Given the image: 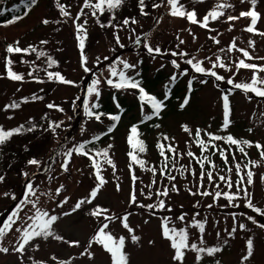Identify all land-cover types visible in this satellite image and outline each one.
<instances>
[{
  "label": "rangeland",
  "instance_id": "1",
  "mask_svg": "<svg viewBox=\"0 0 264 264\" xmlns=\"http://www.w3.org/2000/svg\"><path fill=\"white\" fill-rule=\"evenodd\" d=\"M83 2L84 0L69 2L66 10L70 12V17H62L57 8L48 10L46 19L49 23L40 24L33 32L21 39L19 47L27 48L31 45L37 49V52L29 51L24 55L8 54L5 51L0 53V128L11 130L29 123L36 129L44 127L43 134H46L44 141L32 140L34 141L32 154L28 160L36 159L40 162L39 165H29L28 160H22L23 158L22 161L14 160L12 167L5 174L0 175L5 177L3 182H0V224L24 197L26 185L31 182L36 190V196L30 199L35 200L41 210L59 217L52 226L54 233L63 236L65 241H79L80 246H70L52 237H39L26 246L22 256L12 251L19 239V233L15 229L25 227L30 223L26 217L34 214L35 210L29 204L20 213V219L14 224L13 230L0 241V246L9 248L8 253H0V264H59L60 261H67L69 264H110L109 255L98 245H93L91 249L94 258L89 259L80 255L98 226L104 222L109 223L108 231L114 237L117 239L120 236L125 237V251L130 264H175L171 259L173 250L169 241L161 235V224L165 220L170 227L186 228L189 242L196 243L198 247L222 248L221 252L212 257L202 254L203 259L199 264H216L217 261L219 264H242L241 258L246 254V242L249 238L254 242L253 256L243 264H264V228L258 226L264 224V214H262L264 213V158L260 156V150L254 146L245 147L247 153L245 156L235 145H229L224 141H213L218 148L225 150V155L228 157L226 164L215 148L209 146V149L202 153L199 146L194 143L195 131L200 129L201 139L205 142L209 139L205 133H212L220 136L231 134L234 138L252 141L253 145L256 142L264 145V97L235 89L233 85L227 83L229 78L234 83L251 82L252 70L237 71L235 67L240 59H245L246 63L264 65V60L259 59L264 57V35L259 34L264 33V0H258L256 5L255 10L260 14V18L255 26L257 30L255 33L245 31L250 24V18L242 17L235 21H227V16H239L240 12L249 10L251 4L241 3V0H203L202 3L198 0H180L186 11L195 10L197 19L201 20L219 2L232 5L224 9L225 15L219 20L209 21L208 28L190 23L186 18L171 16L167 0H145L144 7L147 14L136 13L133 19L137 23H131V19L127 26L123 24L124 19L112 18L115 17L116 10L111 12L106 10L103 14L97 11L96 16H93L91 8H84V14L76 21L83 24L85 29L84 48L81 50L73 20L80 12ZM95 2L96 0H92V3ZM43 3L42 1L30 13L29 18H32L30 22L37 20L42 12ZM153 4H160L161 7L154 8ZM211 37H215L219 43H215ZM41 41L47 43L41 44ZM249 41L254 42V46H250ZM233 42L237 49L247 50L254 59L244 58L242 53L235 49L228 52L227 49ZM145 44L153 49L158 47L161 51L149 53ZM40 51L45 52L47 56L38 58L37 53ZM82 51L86 57L85 66L91 70L89 72H85L81 64ZM174 52L178 54L183 52L187 55H172ZM49 56L56 61L51 67H48ZM217 56H220L227 68L222 69L218 66L213 68ZM193 57L202 62L206 73H196L191 65L186 63ZM6 58L13 61L11 68L23 76L22 81H13L7 77ZM122 61L135 67L124 69ZM172 61H176L179 67H175ZM145 65L148 74L162 75L163 80L158 84L161 91L174 82L185 89L176 104L169 108V116L163 121L162 128L151 135L152 141L155 142V134L165 130L169 139H162V142L171 145L175 149L174 153L178 155L175 156V164L181 165L178 168L169 166L165 175H161L162 167L158 164L162 160L161 156L158 161L154 155L153 158L147 156L142 168L139 164L133 163L127 154L126 136L131 118L141 120L144 115L150 114L151 110L139 104L141 100L133 88L117 89L106 82L109 78L119 82L118 75L111 76L112 69L117 72L122 70L125 76L130 78ZM209 69L225 79L217 81L207 74ZM185 70H187L186 74L181 75ZM48 72H59L66 80L73 83L64 84L49 79ZM173 75L177 77L174 82L171 79ZM257 75L264 78V72H259ZM97 78L101 81L97 86L99 97L105 94L113 97L116 94L119 100H124L132 108L122 116L119 126L110 134L111 137L98 148V151L108 149V158L112 159L115 169L108 165L102 156L96 157L106 183L101 187L92 204H85L75 213L64 216L63 213L71 212L77 201L88 197L97 184L95 169L88 156L74 151L71 157L65 155L69 150L92 139L108 124L104 121L102 125L95 117H89L85 113L86 101L91 107L99 98L95 94H88V88ZM190 80L191 92H189ZM258 86L264 87V85ZM225 94L229 95L231 109L229 117L231 123L226 130L222 129V97ZM160 96L165 97V93ZM186 96L189 97V102L181 108ZM33 97L37 98L33 99ZM13 102L19 103L20 107H5ZM49 104L54 107L49 108ZM48 119L51 120L49 125ZM57 124L60 126L56 127ZM185 125L190 129V133L183 130ZM249 129L252 131L250 132ZM18 143L11 147L17 148ZM8 149L10 148H6ZM189 151L200 159L202 154L204 156L207 155L206 153L211 154L209 160L213 163L206 162L203 171L213 172V181H209L207 176L201 177L199 167L195 163L196 159L187 155ZM89 154L92 155L93 151L91 150ZM66 159L67 171L61 168V164ZM7 160L8 158L4 161L0 160V167L11 161V159L8 162ZM250 161L257 163L253 165ZM236 163L241 165L239 175L235 170ZM245 164L248 165L247 168H244ZM229 168L232 170L228 171ZM181 169H184L183 174ZM249 170L253 172L252 185L246 183L245 174ZM24 173H28V176ZM168 176H173L175 179L170 180ZM220 176L230 178L233 187L228 188L227 184L219 179ZM241 176L245 177L243 186L252 194L253 208L247 207V199L243 193L231 203L223 196L214 197L216 191L235 193L236 182ZM173 184L176 191L171 190ZM61 185L63 189L57 196L56 189ZM165 188L168 189V195L158 196L157 192ZM201 191L210 192L212 195L202 196L199 194ZM5 193L8 195L5 196ZM133 193L136 197L135 203L131 202ZM13 196L16 199H13ZM65 197L68 198L67 203L63 207H58L57 204ZM161 200L164 201V208L159 207ZM149 205L152 207H148ZM97 206L108 209L106 215L120 218L127 216L130 227L134 229V234L139 236L140 240L133 243L130 239L131 234L122 227L119 219L105 221L103 215L100 217L89 215V212ZM254 208H259L261 212L257 213ZM180 216H183L184 220H180ZM249 216L253 217L256 223L249 220ZM194 220L205 224L203 234L192 226ZM241 223L246 226L244 230L238 227ZM234 226L237 230L230 236L229 232H232ZM201 235L203 244L200 243ZM149 241L153 243L150 244ZM195 256V252L186 251L184 264H197ZM53 257L56 259L54 260Z\"/></svg>",
  "mask_w": 264,
  "mask_h": 264
},
{
  "label": "snow or ice",
  "instance_id": "2",
  "mask_svg": "<svg viewBox=\"0 0 264 264\" xmlns=\"http://www.w3.org/2000/svg\"><path fill=\"white\" fill-rule=\"evenodd\" d=\"M38 2V0H30V4L31 5H36ZM198 2H203V0H198ZM244 2H248L251 4V7L249 8V10L247 11H242L239 13V16H233V15H229L227 16V21H235L238 20L242 17L244 18H250V24L249 26L246 27L245 31L249 32V33H255L256 30V24L260 18V14L255 10L256 9V5L258 0H241V3ZM123 3V0H96L95 3H92V0H84L83 2V6L81 7L80 12L77 13L76 17L73 20V23L75 24L76 27V31H77V39L79 41V48L81 50H83L84 48V25L83 24H79L76 23V21H78L81 18V15H83V9L84 8H91L92 9V15L96 16L97 11L101 14H103L106 10L107 11H112L115 9H118L121 4ZM139 4H140V10H141V14L146 15L147 13L144 12V6H145V0H139ZM167 5H169V14L173 17H181V18H186L190 23L193 24H199L200 27L202 28H208L209 26V21H217L219 20L221 17H223L225 15L224 9H227L229 7H232L231 4L226 3V2H219L217 3L212 9H210L201 19H197V13L195 12V10L192 11H186L183 4L180 3V0H167ZM59 9L60 15L62 17H70V12L66 10V6L64 4H61L59 2V0H57V5H56ZM154 8H159L161 7L160 4H153ZM25 15H27V12L25 13ZM23 17L21 16H15L12 19L6 21V24L11 25L17 21H19L20 19H22ZM115 17L113 16V19ZM99 22V21H98ZM43 24H48L49 21L47 19H44L42 21ZM86 23V21H85ZM131 23H137V21L135 19L131 20ZM123 24L125 26H127L129 24V19H124ZM101 26H105V25H101ZM229 30H231V28H229ZM260 35H264V33H259ZM213 39V41L215 43H219L218 40H216L215 37H211ZM117 39V43H119V37H116ZM139 42V41H138ZM41 44H46L47 41H41ZM181 43H183V41H181ZM249 45L250 46H254V42L249 41ZM145 47L147 48L149 53L152 52H156L159 53L161 50L157 47L155 49H153L151 46L145 44ZM238 50L242 53L243 57L246 59H254L250 53L245 50V49H237V46L235 44V42H233L227 49L228 52H231L233 50ZM29 51L31 52H37V49L33 46H29L27 48H21L19 47V41H15L13 44H8L6 47V52L7 53H28ZM221 51H224V49H221ZM46 53L43 51H40L37 53V57H43L45 56ZM172 55H180V56H185L187 55L186 53H172ZM259 59L264 60V57H259ZM13 63V61L11 59H7L6 58V67H7V77L13 81H22L23 80V76L21 74H18L16 72H14L11 68V64ZM123 63V68L124 69H131L134 68L135 65L129 64L126 61H122ZM173 65L175 67H179V65L176 63V61H172ZM187 64L191 65L192 69H194V71L196 73H206V69L204 67H202V62L195 60V58L193 57L192 59H188L186 61ZM56 64V61L54 59H52L50 56L48 57V67H51L52 65ZM81 64L82 67H84V71L85 72H89L91 71L90 69H88L85 65H86V57H84L83 55V51L81 52ZM219 67V68H227V65L225 63H223L221 61L220 56L216 57V60L213 62V68L215 67ZM235 67L237 69V71H239L240 69H250L252 70V79L250 83H234L233 80L231 78H229L227 80V83L230 85H233V87L235 89H241L244 92L248 93H254L256 96L258 97H264V87H260L258 85H264V78H260L257 73L259 72H264V65H257L254 63H246L245 59H240L238 62H236ZM185 72H182L181 75L186 74ZM207 74L214 77L217 81H222L225 78L223 76H220L217 74V72L212 71L211 69L207 70ZM29 75H32V73H29ZM48 78L49 79H55L61 83L64 84H72V81L66 80L59 72H48L47 73ZM119 76V82H114L112 79H107V84H109L110 86H113L117 89H124V88H139L140 91V98L141 100H147L152 109H153V115L158 116L161 109L164 107V103L163 101H159L157 100L155 97L153 96H148L147 93H145L143 88L139 87V83L136 81L131 80L130 78H127L125 76L124 71H119L117 72L115 69L111 70V76L115 77V76ZM176 76L173 75V77L171 78L172 81L174 82L176 80ZM100 79H94L92 81L91 86L88 88V94L92 95L95 94V96L98 98L99 97V90H98V85L100 84ZM202 83L206 82V81H201ZM191 84L192 81H189V92H191ZM231 91V90H230ZM37 97H33V99H36ZM165 99H167V94L165 95ZM26 100V98H25ZM223 100V124H222V129L226 130L231 121L229 119L230 117V104H229V95L225 94L222 97ZM189 102V97L186 96L184 99L183 104H181V108H183L186 104H188ZM6 108H19L20 104L13 102L10 105H6ZM49 108L54 107V105L49 104L48 105ZM98 107V105L96 104H92L91 107H89L88 102L86 101L85 103V113L87 116L89 117H95L96 120H100V116L102 114H97L95 112L92 111L93 108ZM62 111V109H60ZM112 121H118L120 119V117L118 115H111L109 117ZM152 118V116H145L144 120H150ZM143 122V121H142ZM60 125L57 124L56 127H59ZM51 127V125H50ZM158 127V125H157ZM115 128V124H112L109 128H108V132H112V130ZM23 130V125H21L18 128L15 129H11V130H4L3 128H0V145H3L6 141H8L14 134H18ZM183 130L185 132H189L190 133V129L185 125L183 126ZM28 131H32V129H28ZM53 131H55V128H53ZM249 131L251 132L252 129H249ZM205 135L208 136V141L205 142L203 139H201V130L197 129L195 131L194 134V143L197 144L201 150L202 153L206 152L209 149V146H211L212 148H215L216 151L219 153V155L221 156L222 159H224L225 163H228V157L225 155V150L218 148L213 141H224L229 145H235L237 147V149L239 150L240 153L244 154L245 156H247V153L245 152V147H252L254 146L257 150H260V156L262 158H264V145H261L259 142H256L253 145L252 141L249 140H241V139H237L234 138L231 134H228L227 136H220V135H215L212 133H205ZM99 136L94 137L93 140H98ZM164 140H168L169 137L164 136L163 137ZM91 141L85 142L80 144L79 146L75 147L72 150H69L65 155L67 157H71L73 151L76 152L77 154L80 155H84V156H88L89 159L92 161V165L93 168L95 169V179L97 180V184L95 185V187L91 190V192L89 193V196L81 199L79 201L76 202V204L74 205V207L71 209V212H64L63 215L64 216H68L72 213H75L77 210L81 209L83 205L85 204H92L93 200L97 197L98 192L100 191L101 187L106 183L105 178L101 175V166L100 163L93 157L91 156L87 151H85V144L86 143H90ZM128 143L131 145L133 151H130L128 153L129 157L131 158V161L133 163L139 164L142 168L145 165V162L141 159H139L137 153H143L145 152V146H144V142L139 139V133L137 130V126H132L131 130H130V135L128 137ZM109 148L111 147V145L108 146ZM158 148L160 149V155L162 157L165 158V164L164 166L161 168L160 173L161 175H165L166 172L165 170L168 167L167 164V160L169 159L167 156H165V152H164V145L163 144H158ZM168 151L169 152H175V149L172 148L171 145L168 146ZM187 155L189 157H193L196 159V162L199 163L201 165V168L203 169L205 162H208L209 164H211V161L209 160V157L207 155L203 156V159L200 158H196L195 154L192 153L191 151H189L187 153ZM96 157H100L102 156L106 163L110 166H112L113 169H115V165L112 161V159L108 158L109 154H108V149H103L102 151H98L95 153ZM233 159H235V157H233ZM29 165H39L40 162L37 161L36 159H30L27 162ZM250 163H252L253 165H255L257 162L256 161H250ZM129 167L131 168V164L129 165ZM212 167H215V165H212ZM248 165L245 164L244 168H247ZM61 168L65 171H67L68 168V160L66 159L64 161V163L61 164ZM232 169L229 168L228 171H231ZM235 170L237 172V175L240 174L241 172V165L239 163L235 164ZM152 171L155 173V170L152 169ZM181 174H183L184 169H181ZM25 176H28V173H24ZM201 177L203 178L204 176H207L209 181H213L214 177H213V172L211 171H201ZM246 183L247 185H252L253 184V172L251 170L246 172ZM5 179L4 176H0V182H3V180ZM168 179L170 180H174L175 177L173 176H168ZM219 179L221 181H224L228 188H232L233 187V182L231 181L230 178L225 177V176H220ZM133 180H135V177H133ZM153 183H155V181H153ZM237 183V191L235 193H231V192H220V191H216L214 194V197H220L223 196L225 197L230 203L232 201H234L241 193H243V196L247 199V207L249 208H253V204H252V194L248 191V189L246 187H244V183H245V177L241 176L240 179L236 182ZM63 189V185H61L60 187H58L56 189V195L58 196L61 193V190ZM117 189L119 190V185H117ZM172 191H176V187L173 184L172 185ZM193 195H195V193H192ZM202 196H208V195H212V193L207 192V191H201L199 193ZM8 193H5V196H7ZM149 195H151L149 193ZM158 196H167L168 195V189L165 188L161 191L157 192ZM36 196V190L33 187V184L31 182L27 183L26 185V191L24 194V197L20 200L19 203L16 204L15 209L7 216L6 219L3 220V223L0 224V241L3 240V238L10 232L13 230V226L16 223L17 220L20 219V213L23 211L24 207L26 205H31L32 209H34V214L27 216L26 219L28 221H30V223H27V225L23 228H17L15 229L16 232L19 233V239H18V244L17 246H15L12 251H14L15 253H19L21 254V256L24 254L25 250H26V246H28L32 241H34L36 238L39 237H43V238H49L52 237L57 241H64L65 243H68L70 246H76L79 247L80 246V242L79 241H65L64 237L61 235H57L54 233V231L52 230V226L53 224L59 219V217L57 215H50L48 211L46 210H41L38 206H37V202L35 200L30 199V197H34ZM13 199H16L15 196L12 197ZM67 197H65V199L63 201H60L57 206L58 207H63V205L65 203H67ZM136 197H135V193L132 194L131 196V202L135 203ZM148 207H152V205H149ZM159 207L160 208H164L165 204L164 201L161 200L159 202ZM254 211H256L257 213H260L261 210L259 208H254ZM108 212V209H104L101 208L99 206L95 207L94 209H92L89 212V215H91L92 217H100V216H104V220L105 221H113V220H120V223L122 224V227L124 229L127 230V232L130 235V239L133 243H136L140 240V237L134 234V229L132 227H130L129 223H128V217L124 216L122 218L120 217H116L114 215H106V213ZM264 214V213H262ZM180 220H184L183 216L179 217ZM249 220H251L253 223H256V221L253 219V217L249 216L248 217ZM193 227H196L199 229L200 233L203 234L205 231V224L201 221L198 220H194L193 221ZM260 228H264V224H259L258 225ZM239 229L244 230L246 228V226L244 224H239L238 225ZM109 228V223L104 222L101 223L98 228L96 229L94 235L91 236V238L88 240L87 242V247L84 248V250L80 253L81 256H87L89 259L94 258V253L91 251L93 245H98L100 246L110 257V264H130L129 261V257L127 252L125 251V237L124 236H120L118 239L116 237L113 236V234L111 232L108 231ZM236 227L234 226L232 229V232H229V235L231 236L235 231H236ZM161 235L164 239L169 241V245L171 247V249L173 250V255L171 257L172 261L175 262V264H184V260H185V256H186V251H193L196 253L195 259L197 261V264H199V262L203 259L202 254H206L208 257H212L214 256V254L219 253L222 251L221 247H198V245L196 243H190L189 242V233L187 231L186 228H180L177 229L175 227H170L167 220L162 221L161 224ZM217 235L219 236V233H217ZM149 243H153L152 241H149ZM200 243L203 244V236L201 235L200 238ZM225 243H227V241H225ZM253 249H254V242L251 238H249L246 242V254L241 258L242 260V264L245 261H248L252 256H253ZM9 252V248L7 247H3L0 246V253H8ZM53 259L55 260L56 258L53 257ZM59 264H69V262L67 261H60ZM216 264H219V261L216 262Z\"/></svg>",
  "mask_w": 264,
  "mask_h": 264
},
{
  "label": "trees",
  "instance_id": "3",
  "mask_svg": "<svg viewBox=\"0 0 264 264\" xmlns=\"http://www.w3.org/2000/svg\"><path fill=\"white\" fill-rule=\"evenodd\" d=\"M42 1L44 2L42 12L38 15L36 21L30 22L32 19L29 18L30 13L37 6H39V4L42 3ZM71 1L72 0H59V2L61 4H64L65 6H67ZM56 5H57V0H38L37 4L34 6L30 4V0H0V53L2 54L4 51L6 52V47L8 44H13L15 41L20 42L21 39H23L25 36L33 32L38 26H40V24L42 25L43 24L42 21L46 19L48 10H52L53 8L58 9ZM115 10H116V15H115L116 20H121L126 18L131 20L135 17L136 13H141L139 0H123L121 6ZM26 12L27 15H25ZM144 12H146V7H144ZM119 15H121V17ZM15 16H21L23 18L11 25L6 24V21L12 19ZM28 19H29V23L26 24V21ZM28 53H11V54L24 55ZM46 56L47 54L44 56V58ZM130 79L138 82L139 87L143 88L145 93H147V95L153 96L159 101H163L164 107L161 109L158 116L153 115V109L150 103L146 99L141 100L140 98L141 94L139 88H133L141 100L139 104L141 103L142 107L144 106L148 107L151 110V112L150 114L144 115L141 118V120H135L133 117L131 118L128 127L129 131L126 136V144L128 145L127 154L130 151H133L131 145L128 143V137L130 135V130L132 126L135 125L137 126V130L139 133V139H141L144 142V146L146 149L145 152L143 153H137L139 159L144 160V162H146L147 156L153 158L154 155L156 157V160L158 161L161 156L160 149L158 148V144H163L165 156L169 158L167 160L168 167L166 170L169 169V166L178 168L181 165L180 163L175 164V156L177 157L178 155L175 154L174 152H169L168 143L165 144L162 142L163 137L167 136V134H165V130L164 131L161 130L155 134L156 136L155 142L152 141L151 135L153 134L154 131L162 128L163 121L169 116V108L172 105L176 104V102L180 99L181 95L184 94L183 93V91H185L184 87L179 86L178 84H176V82H174V84L165 87L164 91H161L159 89L158 84L163 80L162 75L155 74L153 76L148 74L147 65L142 66L140 71L132 75ZM162 93H165V95L167 94V99H165V97L160 96ZM119 99L120 98H118L116 94L113 97L111 95L109 96L105 94L97 99L96 105H98V107L92 109L93 112L97 114H102L100 116V120H98L99 122L102 123V125L104 121L108 122L106 127L102 128L100 132L96 133L93 136V138L99 136L98 140H93L92 138L86 141V142L91 141L90 143L85 144L84 150L87 151L88 153H90V151L92 150L93 154L91 156H93L96 160L97 158L94 155V152H98L99 146L102 145L103 142H106L109 137H111L110 134L114 132L115 129L119 126L122 116L132 108V106L126 104L124 100L122 101ZM115 106H117L116 107L117 110H115ZM111 115H118L120 119L118 121H112L109 118ZM145 116H152V118L150 120H144ZM50 122L51 120L48 119V125ZM112 124H115V128L112 130V132L109 133L108 128ZM28 129H32V131H28ZM43 129L44 127L36 129L33 124L32 125H30L29 123L23 124V130L20 133L14 134L3 145H0V160L4 161L6 158H8L7 160L8 162L11 159L10 162L0 167V175L3 174L4 170H8L12 167L14 160H19V161L28 160L30 154H32L31 148H32V144L34 143V141L32 142V140L36 139L37 141H42V140L44 141L46 138V134H43ZM17 142H19L18 147L12 148L11 145L16 144ZM6 148H10V149L6 150ZM206 154L208 157H210L211 155L210 153H206ZM203 156L204 154L201 155V159H203ZM161 158L162 160H160L158 164L161 167H163L165 164V158L162 156ZM210 161L213 163L212 160ZM195 163L199 167V173H200V171H202L204 167L202 169L199 163L197 162ZM7 164L8 167L6 168ZM204 166H206V162Z\"/></svg>",
  "mask_w": 264,
  "mask_h": 264
},
{
  "label": "bare ground",
  "instance_id": "4",
  "mask_svg": "<svg viewBox=\"0 0 264 264\" xmlns=\"http://www.w3.org/2000/svg\"><path fill=\"white\" fill-rule=\"evenodd\" d=\"M4 174V173H3Z\"/></svg>",
  "mask_w": 264,
  "mask_h": 264
}]
</instances>
